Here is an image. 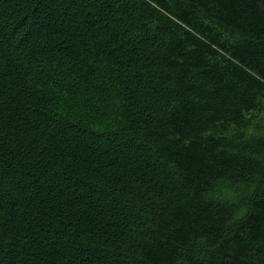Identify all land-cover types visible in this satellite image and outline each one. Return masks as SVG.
Segmentation results:
<instances>
[{"label":"trees","instance_id":"obj_1","mask_svg":"<svg viewBox=\"0 0 264 264\" xmlns=\"http://www.w3.org/2000/svg\"><path fill=\"white\" fill-rule=\"evenodd\" d=\"M0 264H264V0H0Z\"/></svg>","mask_w":264,"mask_h":264}]
</instances>
